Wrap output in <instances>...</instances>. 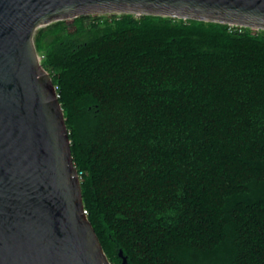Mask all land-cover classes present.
<instances>
[{"label": "trees", "instance_id": "obj_1", "mask_svg": "<svg viewBox=\"0 0 264 264\" xmlns=\"http://www.w3.org/2000/svg\"><path fill=\"white\" fill-rule=\"evenodd\" d=\"M34 40L111 264H264V30L87 14Z\"/></svg>", "mask_w": 264, "mask_h": 264}, {"label": "water", "instance_id": "obj_2", "mask_svg": "<svg viewBox=\"0 0 264 264\" xmlns=\"http://www.w3.org/2000/svg\"><path fill=\"white\" fill-rule=\"evenodd\" d=\"M124 13L264 30V0H0V264H111L84 212L64 112L34 39L55 21Z\"/></svg>", "mask_w": 264, "mask_h": 264}, {"label": "built area", "instance_id": "obj_3", "mask_svg": "<svg viewBox=\"0 0 264 264\" xmlns=\"http://www.w3.org/2000/svg\"><path fill=\"white\" fill-rule=\"evenodd\" d=\"M230 26H239V25H233V24H229ZM241 27V26H240ZM84 212L86 213V210L84 209Z\"/></svg>", "mask_w": 264, "mask_h": 264}]
</instances>
